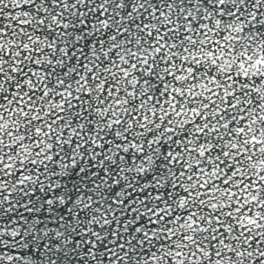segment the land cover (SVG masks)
I'll use <instances>...</instances> for the list:
<instances>
[{"label":"snow or ice","instance_id":"snow-or-ice-1","mask_svg":"<svg viewBox=\"0 0 264 264\" xmlns=\"http://www.w3.org/2000/svg\"><path fill=\"white\" fill-rule=\"evenodd\" d=\"M0 264H264V0H0Z\"/></svg>","mask_w":264,"mask_h":264}]
</instances>
